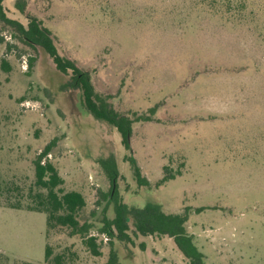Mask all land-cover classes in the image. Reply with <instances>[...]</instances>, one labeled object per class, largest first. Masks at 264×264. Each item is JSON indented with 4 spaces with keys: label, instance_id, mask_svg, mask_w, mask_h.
Returning a JSON list of instances; mask_svg holds the SVG:
<instances>
[{
    "label": "rangeland",
    "instance_id": "rangeland-1",
    "mask_svg": "<svg viewBox=\"0 0 264 264\" xmlns=\"http://www.w3.org/2000/svg\"><path fill=\"white\" fill-rule=\"evenodd\" d=\"M3 6L25 27L38 18L59 53L90 72L99 94L112 96L116 112L152 121L133 123L128 151L117 128L86 108L73 74L0 20V264H45L46 245L65 255L63 264H104L111 248L122 264H189L168 236L129 231L133 244L103 239L119 204L153 202L169 214L192 209L187 230L207 264H264V0ZM48 145L63 190L86 200L78 220L98 238L102 256L69 228L47 235L46 214L9 208L34 204V161ZM165 175L176 178L158 187Z\"/></svg>",
    "mask_w": 264,
    "mask_h": 264
},
{
    "label": "trees",
    "instance_id": "trees-1",
    "mask_svg": "<svg viewBox=\"0 0 264 264\" xmlns=\"http://www.w3.org/2000/svg\"><path fill=\"white\" fill-rule=\"evenodd\" d=\"M3 1L0 0V20L14 26L20 34V39L28 45L41 47L53 59L56 68L60 72L65 75L71 72L73 74V86L80 88L83 92L84 104L89 112L96 119L108 122L116 127L123 137L125 148L131 151L130 137L133 123L150 122L152 118L140 116L131 119L116 112L110 103L112 96L99 94L92 84L90 72L82 70L69 57L59 53L51 36V31L45 28L38 18L28 17L29 24L28 27H25L7 17ZM20 10L23 14L25 13V7H20ZM4 65L6 64L4 63ZM151 111L154 112V110ZM50 151L51 145H48L34 161L35 185L40 189L34 195V204L24 208L21 203H18L9 206V208L46 214L47 235L57 228H69L72 235L81 236L84 245L93 256H102L98 238L90 234L91 228L89 225H82L78 220V214L86 206V200L80 192H65L63 190L64 179L59 175L54 164L47 159ZM128 159L139 182L143 185H149V181L142 176L137 160L133 156H129ZM107 163L106 170L115 182L118 176L117 164L114 160ZM175 178V175H165L157 183V186L160 187ZM111 194L113 195L112 191ZM203 210L204 208L196 209L198 213ZM191 211V208H186L184 214H169L158 202L149 203L144 208L119 204L116 208L115 218L107 221L101 232L109 235V238L115 237L122 242L131 244L134 241L129 231H132L136 236H168L173 238L178 250L189 264H207L206 255L198 248L194 236L189 234L187 230V222ZM64 261V254L54 256L52 246L46 245L45 264H63ZM104 264H122L115 249L111 248L109 259Z\"/></svg>",
    "mask_w": 264,
    "mask_h": 264
},
{
    "label": "built area",
    "instance_id": "built-area-1",
    "mask_svg": "<svg viewBox=\"0 0 264 264\" xmlns=\"http://www.w3.org/2000/svg\"><path fill=\"white\" fill-rule=\"evenodd\" d=\"M103 239L105 240V241H109L110 240V238L108 237V236H106V234H103Z\"/></svg>",
    "mask_w": 264,
    "mask_h": 264
}]
</instances>
